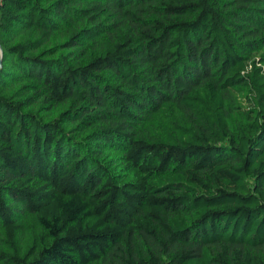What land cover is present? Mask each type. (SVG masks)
Instances as JSON below:
<instances>
[{
	"label": "trees",
	"instance_id": "1",
	"mask_svg": "<svg viewBox=\"0 0 264 264\" xmlns=\"http://www.w3.org/2000/svg\"><path fill=\"white\" fill-rule=\"evenodd\" d=\"M0 264H264V0H0Z\"/></svg>",
	"mask_w": 264,
	"mask_h": 264
},
{
	"label": "water",
	"instance_id": "2",
	"mask_svg": "<svg viewBox=\"0 0 264 264\" xmlns=\"http://www.w3.org/2000/svg\"><path fill=\"white\" fill-rule=\"evenodd\" d=\"M2 62H3V49L0 41V65H2Z\"/></svg>",
	"mask_w": 264,
	"mask_h": 264
}]
</instances>
